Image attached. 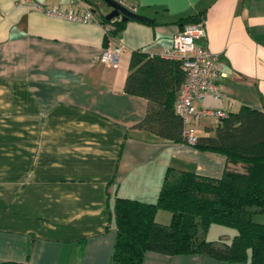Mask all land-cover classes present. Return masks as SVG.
<instances>
[{"label":"crops","instance_id":"0c3cea01","mask_svg":"<svg viewBox=\"0 0 264 264\" xmlns=\"http://www.w3.org/2000/svg\"><path fill=\"white\" fill-rule=\"evenodd\" d=\"M119 1L154 23L129 19L110 37L98 0H85L90 22L30 6L69 0H0V262L109 264L115 197L154 201L168 168L221 175L223 154L137 127L148 102L124 89L131 53L163 55L181 17L204 12L198 42L222 63L221 98L196 106L264 110V0ZM106 40L121 46L116 67L97 59ZM216 124L201 115L185 127L198 136ZM170 216L159 209L155 219ZM141 264L245 263L147 250Z\"/></svg>","mask_w":264,"mask_h":264},{"label":"trees","instance_id":"16d2710c","mask_svg":"<svg viewBox=\"0 0 264 264\" xmlns=\"http://www.w3.org/2000/svg\"><path fill=\"white\" fill-rule=\"evenodd\" d=\"M204 17V12H199L183 16L178 22L182 28ZM129 19H106L104 15L102 21L112 26L107 36H116ZM107 44L106 40L104 46ZM184 78L177 59L141 50L131 53L124 89L148 102L146 115L137 127L170 141L189 143L183 135L182 118L174 109ZM191 145L223 154L226 163L221 175L168 168L154 201L115 197L111 210L116 234L109 264H141L147 250L207 253L226 261L264 264V222L253 219L255 214H264V110L245 106L227 111L212 134L196 136ZM159 209L170 212L168 223L155 219ZM212 224L231 227L235 232L229 240L213 241L207 238Z\"/></svg>","mask_w":264,"mask_h":264},{"label":"built area","instance_id":"2783aa9c","mask_svg":"<svg viewBox=\"0 0 264 264\" xmlns=\"http://www.w3.org/2000/svg\"><path fill=\"white\" fill-rule=\"evenodd\" d=\"M32 8L46 14L62 17L70 20L90 22L95 20L92 9L87 6L85 0H69V5H43L33 2ZM106 27V33L111 29ZM205 36L204 19L197 22L187 23L177 31L172 39V45L163 55L177 59L185 72L174 104L175 112L182 118L184 125L190 119H198L201 115L213 116L219 122L227 115L222 108H198L197 101L205 96L211 95L214 98H221L222 91L219 79L223 75L222 63L215 53L208 50L205 45L198 42V39ZM120 45L103 46L97 59L112 67L117 66ZM183 135L192 144L196 140L193 128L185 127Z\"/></svg>","mask_w":264,"mask_h":264},{"label":"water","instance_id":"95a60500","mask_svg":"<svg viewBox=\"0 0 264 264\" xmlns=\"http://www.w3.org/2000/svg\"><path fill=\"white\" fill-rule=\"evenodd\" d=\"M103 4L109 8V12L105 14L106 19H111L113 17L120 16L121 19L125 20L127 18L130 19H141L146 21H154L153 17H149L147 15H143L141 13L136 12L135 10L127 7L119 0H102ZM118 29H115L113 32L116 33Z\"/></svg>","mask_w":264,"mask_h":264},{"label":"rangeland","instance_id":"374dc122","mask_svg":"<svg viewBox=\"0 0 264 264\" xmlns=\"http://www.w3.org/2000/svg\"><path fill=\"white\" fill-rule=\"evenodd\" d=\"M98 2L99 3H103L102 0H98ZM195 130H196L197 133L201 132L200 128H198V129L195 128ZM253 219L256 220V221L264 222V214L263 213L255 214L253 216ZM210 227L211 228H210V230L208 232V237L210 239H215V241H225V238L227 236L231 235L232 232H235V229H233L231 227L222 226V225H219V224H212ZM217 227H220V228H217ZM226 231H228L229 233H227ZM216 245H220L221 246V244H219V243L216 244Z\"/></svg>","mask_w":264,"mask_h":264}]
</instances>
